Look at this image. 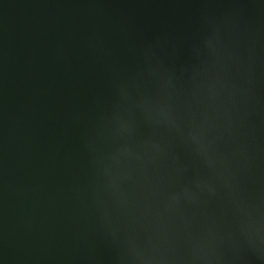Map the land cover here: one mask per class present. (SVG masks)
Segmentation results:
<instances>
[{
  "label": "water",
  "instance_id": "water-1",
  "mask_svg": "<svg viewBox=\"0 0 264 264\" xmlns=\"http://www.w3.org/2000/svg\"><path fill=\"white\" fill-rule=\"evenodd\" d=\"M0 264H264V0H0Z\"/></svg>",
  "mask_w": 264,
  "mask_h": 264
}]
</instances>
